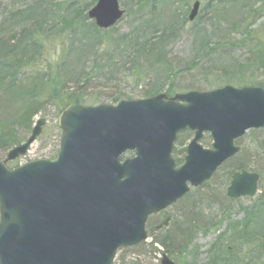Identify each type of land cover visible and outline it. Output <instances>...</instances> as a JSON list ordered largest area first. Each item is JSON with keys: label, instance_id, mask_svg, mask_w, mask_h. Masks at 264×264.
Wrapping results in <instances>:
<instances>
[{"label": "rangeland", "instance_id": "obj_1", "mask_svg": "<svg viewBox=\"0 0 264 264\" xmlns=\"http://www.w3.org/2000/svg\"><path fill=\"white\" fill-rule=\"evenodd\" d=\"M194 1L119 0L125 16L109 30L104 37V45L107 46L100 49L95 58L93 54L87 56V52H78L77 41L72 37L75 32L72 25H87L92 21L87 13L96 5V0H0V40L10 41L15 33L26 30L27 36L32 34L40 39V50L43 51V59L28 63L21 59L19 65L21 71L22 67L24 70L19 75L20 80L17 79V87H10L13 95L4 93L3 84L0 86V107L8 103L6 108H0V127L4 121H11L18 110H23V103L19 105L21 96L24 103L40 96L41 108L35 117L31 121L27 118L24 126H15L16 144L29 138L39 118L46 120L42 134L30 146L28 153L8 163V166L14 168L29 161L53 159L57 155L61 137L58 125L60 109L56 100L47 98V89H52L54 77L65 81L61 88L76 92L81 82H88L84 75L90 73L93 79L83 85L88 87L77 91L85 95L82 103L86 106L116 104L118 101L110 99L114 93L125 94L124 98L128 100L143 99L154 84V79L165 77L168 73L163 74L165 69L153 68L149 58L133 54L134 48L128 44L131 37H161L165 32L168 36L164 49L173 63L184 62V65L200 53L203 61L213 65L208 74L197 70L184 74L183 80L198 76L197 84L206 85L203 80L218 78L216 86H219L220 78H223L225 83L236 87L250 85L252 81H263V64L252 63L248 66L245 60L256 57L252 52L261 41L263 45L257 50L258 54L264 55V0H199L200 12L192 22L188 17ZM31 5L37 8L29 13L28 18L24 15L15 18L21 7ZM38 25L41 29L37 28ZM169 34L175 35L174 38L170 40ZM38 39L35 41L38 42ZM221 39L229 40V45H232L222 49L218 44ZM70 48L75 52L68 53ZM212 52L215 54L209 56ZM12 62L17 66L16 60L12 59ZM34 73V77H31ZM80 73L83 74L81 79L77 78ZM199 75L206 76L202 78ZM32 80L36 86L31 91L26 86L33 83ZM143 80V83L137 82ZM191 135V132L179 135L173 150L177 163L184 160L185 147ZM201 140L204 147L211 148L213 140L209 135H204ZM238 144L241 153L220 167L211 180L199 188L193 187L183 198L184 201L182 199L172 205L160 216L150 217L147 224L150 237L138 247L118 251L114 264H161L166 251L176 264H210L217 254L226 264H264L263 241L252 242L250 237L241 234V226L252 228L264 224V129L246 132ZM7 152V149L0 147V160L5 158ZM245 168L261 174L257 194L236 200L228 198L226 190L233 172ZM225 195L228 200L224 198ZM254 210L258 219L253 214ZM188 213H191V217ZM165 215L172 218L171 224L161 231H155L154 226ZM213 224L215 226L212 227ZM230 225L238 226L237 233L230 230ZM161 241H169L170 244L161 245L158 243Z\"/></svg>", "mask_w": 264, "mask_h": 264}, {"label": "water", "instance_id": "obj_2", "mask_svg": "<svg viewBox=\"0 0 264 264\" xmlns=\"http://www.w3.org/2000/svg\"><path fill=\"white\" fill-rule=\"evenodd\" d=\"M198 7L196 2L190 20ZM88 15L108 29L123 13L118 0H99ZM166 97L117 106L69 105L60 113L62 147L56 159L13 170L0 161V264H112L119 246L147 237L150 213L180 199L189 190L187 182L198 186L209 179L239 150L234 138L264 127V89L259 87L189 92L165 102ZM44 123L39 120L27 143L6 160L24 155ZM189 127L198 131L186 164L174 170V140ZM203 131L212 132L214 150L198 145ZM126 150L137 155L121 163ZM258 177L236 174L229 195H253ZM162 264L174 263L164 258Z\"/></svg>", "mask_w": 264, "mask_h": 264}, {"label": "trees", "instance_id": "obj_3", "mask_svg": "<svg viewBox=\"0 0 264 264\" xmlns=\"http://www.w3.org/2000/svg\"><path fill=\"white\" fill-rule=\"evenodd\" d=\"M78 24V25H77ZM76 25H72L71 27L75 29V32L72 34V37H75L78 45V52L79 53H85L93 54L95 58L98 57L100 53V49L106 48L107 45H104L105 40L104 37L109 34L110 31H102L99 28H97L93 23H88L85 25L84 23H77ZM44 27V26H43ZM40 28V25L37 27ZM43 29V28H42ZM168 29V28H167ZM175 32V28H174ZM27 31L24 30L22 33H15L14 39L7 41L4 39L0 40V86H3V91L5 93H8L11 95V86L17 87V82L20 80V76L24 70L22 67L21 71V65H19L21 59L24 58V61L26 63L34 60H40L43 59V51L40 50V39L38 37L33 36L32 34H29V36L26 35ZM32 33V32H30ZM164 35L158 37L152 35V37L148 38V36L143 37H131L128 41V44L134 48L133 54L138 55L141 54L142 56H145L151 60V66L153 68H162L165 69L163 71V74L167 73L165 77L162 76L159 79H154V84L150 87L147 93L144 94V96H151L155 95L156 93L167 91L168 93L172 94L176 91H187V90H204V86H207L209 88L217 87V81H219L218 78L215 79H205L202 82L206 85H200L197 84L198 76L191 80H183V75L187 73H194L200 72L203 74H208V70L213 66L212 64H207L206 60L203 61V59L200 58V53L197 54V56L192 57V60L188 61L186 64L183 65L184 62L180 63H173L170 60V57L168 55V52L164 49V43L165 39L167 38V33L163 32ZM175 35L169 34V39H173ZM78 37L79 39H77ZM228 38L230 36L228 35ZM38 39V42L35 41ZM33 43H32V42ZM229 40L221 39L218 40L219 46H221L222 49H225L226 45L228 47L232 45ZM32 43V48H31ZM34 44H37L34 46ZM235 45V44H234ZM233 45V46H234ZM263 45V42H259V45L255 48L254 52H252L256 57L247 59L245 62H247L248 66H251L252 63H260L263 64L262 67H264V55L258 54L259 49ZM216 45L215 47L218 49L219 47ZM31 48V50H29ZM75 52L73 48H70V51L68 53ZM215 54L212 52L209 56ZM100 56H102L100 54ZM12 59L16 60L17 66L12 62ZM246 64L244 65V67ZM27 68V67H25ZM48 69V66H46ZM35 73L31 75V77H34ZM82 73L78 74L79 79L82 77ZM181 76V77H179ZM200 77L206 76V75H199ZM85 79L88 80V82H81L80 86L77 87V91L79 90H85L88 86H83L85 83H89L93 79V77L90 75V73L84 75ZM95 77V76H94ZM173 77V78H172ZM19 78V80H17ZM203 78V77H202ZM8 79V80H7ZM7 80V82H6ZM17 80V81H16ZM53 86L52 89H47L48 95L47 98L54 99L58 103L59 109L68 105V103H82L84 99H86L85 95L83 93L76 92H67V88H61L63 85H65V81L61 80L59 77H54L53 79ZM34 82V80H33ZM138 83H143V81H137ZM220 84H226L225 79L220 78ZM256 84L259 86L264 87V80L263 81H252L250 84ZM219 84V85H220ZM19 85V84H18ZM36 84L29 83L27 84L26 88L29 90H33L35 88ZM31 91H28L30 95H32ZM20 94V93H19ZM13 95V94H12ZM37 99L28 100L24 103V98L21 96L22 102H19V105L23 103V110L20 109L16 114H14V118L11 119L9 122H5L2 124V127H0V147L3 149H9L12 146L16 144L15 136L17 134V131L15 130L16 125L24 126L25 121L27 118L31 121L33 117H35L36 113L40 111L41 104H40V96H36ZM126 97L125 94H118L114 93L113 96H111V100L113 101H120L122 98ZM8 103H3L1 105V109L3 107H7ZM29 128L30 123L28 124ZM12 140V141H10ZM189 214V213H188ZM190 215V214H189ZM191 217V215H190ZM264 238V236H262ZM262 237H259L263 241L264 246V240ZM258 238V239H259ZM160 243L164 245H169L170 242H163ZM219 261V260H217ZM216 264V261L212 260L211 264ZM225 263V262H224Z\"/></svg>", "mask_w": 264, "mask_h": 264}, {"label": "flooded vegetation", "instance_id": "obj_4", "mask_svg": "<svg viewBox=\"0 0 264 264\" xmlns=\"http://www.w3.org/2000/svg\"><path fill=\"white\" fill-rule=\"evenodd\" d=\"M195 134V132L192 131V136ZM212 226H215V224H213Z\"/></svg>", "mask_w": 264, "mask_h": 264}]
</instances>
